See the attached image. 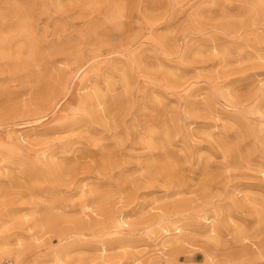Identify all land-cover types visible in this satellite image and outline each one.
<instances>
[{
	"label": "rangeland",
	"instance_id": "rangeland-1",
	"mask_svg": "<svg viewBox=\"0 0 264 264\" xmlns=\"http://www.w3.org/2000/svg\"><path fill=\"white\" fill-rule=\"evenodd\" d=\"M0 264H264V0H0Z\"/></svg>",
	"mask_w": 264,
	"mask_h": 264
}]
</instances>
